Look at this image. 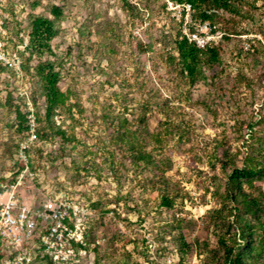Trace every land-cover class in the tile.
<instances>
[{
    "label": "rangeland",
    "instance_id": "obj_1",
    "mask_svg": "<svg viewBox=\"0 0 264 264\" xmlns=\"http://www.w3.org/2000/svg\"><path fill=\"white\" fill-rule=\"evenodd\" d=\"M128 1L132 15L118 0H0L1 50L21 61L28 57V15L50 17L53 5L62 10L53 55L43 60L54 62L59 88L71 90L83 109L63 125L71 142L36 143L38 176L22 195L33 203L60 195L87 208L82 224L89 246L85 254L76 251L78 264H228L217 241L233 217L228 208L223 222L212 215L221 208L227 174L216 156L239 152L240 167L246 144L264 137V0L243 4L240 16L215 20L220 64L193 86L167 61L182 29L174 12L164 0ZM12 75L0 72L1 184L12 177L21 135L17 110L27 112L30 103L34 115L44 112L37 82ZM123 120L130 140L143 137L146 151L166 169V185L152 167L132 163L126 145L116 141ZM261 192L264 182L254 194ZM160 195L171 199L170 209L159 206ZM181 239L189 246L182 258Z\"/></svg>",
    "mask_w": 264,
    "mask_h": 264
},
{
    "label": "trees",
    "instance_id": "obj_2",
    "mask_svg": "<svg viewBox=\"0 0 264 264\" xmlns=\"http://www.w3.org/2000/svg\"><path fill=\"white\" fill-rule=\"evenodd\" d=\"M122 11L127 14H134L135 8L128 0H118ZM177 4H190L194 17L201 21H208L211 24L222 14L240 16L242 14L243 4L251 3L254 7V0H169ZM39 2L32 5V10L39 7ZM47 16L29 14L28 19V44L25 50L28 57H23L21 71L25 75H30L38 85L39 96L44 102L43 114H35L37 124L41 128L37 130V141L48 142L54 138H59L64 142H71L73 135L68 134L63 125L65 121H75V111L79 115L83 109L76 99V95L71 90L61 91L59 83L61 76L56 71L55 64L44 56H52L51 42L60 34V22L64 19L63 12L58 6H51ZM173 46L167 55V61L176 66V72L183 78L189 86L195 85L202 79L204 70H214L220 64V51L217 46L208 45L204 49H198L189 43L182 36L181 31L177 32L172 38ZM33 59H36V65L30 66ZM1 66V65H0ZM13 74L10 69L0 67V72ZM72 101H75L73 104ZM59 115L64 117L62 124H56L54 119ZM17 119L19 128L17 130L18 138L15 141L13 158L18 151V144L25 137L27 131V113L17 110ZM123 120L119 127L116 141L126 145V150L132 157V163H142L146 167H152L158 174V179L163 185L168 183L165 177L166 169L155 161L151 152L144 148L142 137L141 141L130 140V134ZM137 132V130H136ZM155 143L159 144L156 134H151ZM253 136H251L252 138ZM127 138L129 139L127 141ZM262 142V143H261ZM35 143V145H36ZM35 145L27 152L29 158V169L38 176V168L34 167L33 152ZM247 152L242 156L241 166H237L236 161L240 156L239 152L231 153L229 149L220 152V157L216 156V161L220 168L227 171L226 179L223 185L222 205L220 209L214 210L212 215L222 222L223 210L228 208L229 215L233 221L227 226V231L223 235H218V245L224 253L226 263L228 264H264V194L255 195L257 183L264 182V137L259 139L256 144H246ZM24 166L15 163L11 166V173L17 175ZM3 183V176L0 177ZM11 182V181H7ZM5 182V183H7ZM1 184V183H0ZM161 207L170 209L172 207L171 199L168 196L160 195ZM229 235V236H228ZM82 245H75V259L78 264V254H85L88 251V233H84ZM178 254L182 258L189 253V246L183 239L177 245ZM77 251V252H76ZM10 257L3 250L0 239V260ZM28 264H56L52 256L45 251L40 252Z\"/></svg>",
    "mask_w": 264,
    "mask_h": 264
},
{
    "label": "built area",
    "instance_id": "obj_3",
    "mask_svg": "<svg viewBox=\"0 0 264 264\" xmlns=\"http://www.w3.org/2000/svg\"><path fill=\"white\" fill-rule=\"evenodd\" d=\"M166 9L174 12L181 24V34L198 49L217 45L222 34L208 21L194 17L190 4H177L164 0ZM2 22L0 21V32ZM0 63L16 76L21 74L22 61L16 55L7 57L0 46ZM27 131L18 144L13 164L24 166L9 181L0 184V239L3 250L10 257L0 264H28L31 255L48 252L56 264H72L75 259V245H82L84 226L82 220L88 215L87 208L79 202H72L63 196L44 197L39 202H30L22 195L28 182L35 179L29 169L27 152L37 141V122L31 104L27 103Z\"/></svg>",
    "mask_w": 264,
    "mask_h": 264
}]
</instances>
